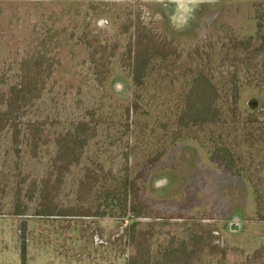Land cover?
Instances as JSON below:
<instances>
[{
	"label": "rangeland",
	"instance_id": "1",
	"mask_svg": "<svg viewBox=\"0 0 264 264\" xmlns=\"http://www.w3.org/2000/svg\"><path fill=\"white\" fill-rule=\"evenodd\" d=\"M252 1L195 0L197 6L189 13L184 5L193 0H0V95L6 100L11 88L19 86L23 64L38 85L23 104L21 117L15 121L9 117L3 123L12 125H0V231L9 232L10 238L14 235L16 264H22L23 243L25 264H126L134 251L128 229L134 212L118 201L112 203L111 195H100L91 181L90 193L77 197L76 192L87 171L89 179L100 174L98 184L103 186L110 182L105 180L108 172L118 177L121 170H129L132 177L146 161L153 166L137 196L140 215L134 234L143 238L150 257L168 245L176 246L190 230L202 228L211 230L213 237L198 264H264L261 96L241 91L239 102L254 115L246 133L238 131L245 126L240 117L234 120L231 133L235 136L234 167L259 191L260 217L239 205L235 188H218V178L214 180L211 171L196 177L190 149L154 160L152 146L156 137L163 141L170 134L163 125H170L175 92L186 81L179 67L189 63L185 61L188 53L200 47L199 70L217 77L231 57L239 55L234 45L252 30L248 18ZM137 31L157 45L175 37L180 43L171 42L176 53L165 60L157 58L152 73L134 94L130 65ZM254 65L264 72V63L255 61ZM252 99L257 101L254 109L249 107ZM101 106L106 113H118L114 121L99 119ZM79 121L90 122L94 132L70 165L62 167L55 143H63ZM146 123L156 137H145ZM222 128L230 130L231 123ZM203 129L193 132L201 142ZM97 149L105 158L102 165ZM167 166L173 173L167 174ZM225 177L229 176L225 173ZM45 181L56 185L50 193L52 207L35 214L36 192ZM31 184L36 185L34 191ZM96 203L110 211L113 204L116 210L99 216L90 208ZM42 204L41 200V208Z\"/></svg>",
	"mask_w": 264,
	"mask_h": 264
},
{
	"label": "trees",
	"instance_id": "2",
	"mask_svg": "<svg viewBox=\"0 0 264 264\" xmlns=\"http://www.w3.org/2000/svg\"><path fill=\"white\" fill-rule=\"evenodd\" d=\"M249 6L250 13L248 18L253 26L252 30L243 33V39L234 45L239 48V55L232 56L228 65L226 64V69L221 72L218 71L217 77L214 76L213 78L210 74L204 73L201 69L199 70L203 53L199 51L200 47L198 46L188 53L190 55L185 61H189V63L185 64L183 62L179 67L182 70V77L186 81L182 85V89L179 92H175L173 98L175 102L170 107L173 116L170 125L168 127L163 125L165 129H170V134H168L167 138L160 141L153 133L155 131L154 128H150L148 123L143 124V127L145 129V137L150 139L156 137V142L152 143L155 148V152H153L154 160H160L161 155L164 154L175 157L182 148L190 149L194 152V168L198 172H196V177H200V172L202 171H211L213 179L216 180L218 178L216 182L218 188H235L239 195V205L244 208L246 213L252 214L253 217H260L259 214L262 211L256 199L260 195L259 191L248 182L246 179L247 175L243 171H239L234 167L235 136H233V132L235 129L232 128V125H236L234 120L240 117L245 126L238 128V131L246 133L245 128L248 127L246 125L251 122L254 115V112H250L243 102H239L241 91L244 89L248 94L253 91L257 96H261L264 106V72L256 70L254 65L255 61L264 63V0H253ZM140 28L138 27V29ZM136 35L130 65L134 94H136V89L139 88V85L143 84L144 79L152 73L157 58L165 60L176 53L175 49L170 48L171 42L174 40L177 44L180 43L178 41L179 38L175 37L171 39L170 43L167 42L168 44L165 42L157 45L147 39L148 36L146 38L142 37L139 31H137ZM204 52L206 53L205 56L209 58L210 53L207 47L204 48ZM197 55H199V59ZM165 63L169 69L171 65L169 66V62L166 61ZM233 65L235 68H231ZM20 72L21 82H19V86L11 88L6 100L3 99L4 96L0 95V103H4V111L0 113V125H12L9 122L3 123L4 119H7V121L10 118L14 121L19 119L23 104H26L29 98L33 97V94L38 90V85L28 75L24 64L20 67ZM97 75L98 77L103 76L101 73ZM104 110L106 109L101 106L100 114H98L99 119L114 121L118 113H106ZM127 111H129V107ZM226 122L231 123L232 129L223 130L222 127ZM135 125L138 130L139 124L135 123ZM198 128L200 130L204 128L203 134L200 133L201 137H204L203 142L194 137L193 132L199 131ZM93 132L90 122L79 121L63 138V143H55V155L59 160L63 161L62 167L67 168L70 165L71 159L76 157L83 149L87 136ZM216 135L218 136L215 137ZM109 137L108 139H110ZM96 154L98 163L102 165L105 158L101 153V149H97ZM148 163L146 161L142 167L134 172L132 177L129 175V170L128 172L121 170L118 177L112 176V172H108L105 174L107 175L105 180L110 179V182L103 186L98 184L102 180V177L99 179L100 174L94 177L90 176V180L88 177L90 173L87 171L80 180L81 185L77 188V197H80L83 192L90 193L93 190L89 185L91 181L95 183L94 187L101 190L99 192L100 195L103 194L104 197L111 195L112 203L118 201L117 203L123 204L122 206H125V209L134 212L130 217L132 221L128 226L130 230L129 237L132 243L135 241V244L133 243L134 251L126 264H198L203 250L212 243L213 236L209 229L190 230L186 239L181 240L176 246L168 245L164 247L154 258L150 257L148 246L146 247L142 244L143 238L141 236L139 238L134 234L135 227L138 225L135 219L140 215L136 204L137 196L144 188L143 182L149 174V168L153 166L151 164L147 166ZM165 169L167 174L173 173L169 167ZM188 172L192 173L193 171L188 170ZM225 173L229 177L224 178ZM163 174L169 178V175ZM46 181L38 186L36 192L38 210H36L35 214H44L47 212V206H51L50 193L52 189H55L56 185L50 186ZM34 187H36L35 184L30 185L33 191ZM30 188L28 193L31 192ZM101 188L105 191L103 192ZM117 189H119L118 195L115 194ZM41 200L43 202L42 206L44 205L43 208H41ZM111 205L112 210L115 211L113 204ZM90 208L96 209L95 212L99 216L108 215V213L112 212L107 206L103 208L97 203L91 204ZM22 248V256L24 255L22 264H25L26 246L24 243Z\"/></svg>",
	"mask_w": 264,
	"mask_h": 264
},
{
	"label": "crops",
	"instance_id": "3",
	"mask_svg": "<svg viewBox=\"0 0 264 264\" xmlns=\"http://www.w3.org/2000/svg\"><path fill=\"white\" fill-rule=\"evenodd\" d=\"M14 242V235L12 236V238H10L9 232L0 231V264H16ZM10 248H12L11 255Z\"/></svg>",
	"mask_w": 264,
	"mask_h": 264
},
{
	"label": "clouds",
	"instance_id": "4",
	"mask_svg": "<svg viewBox=\"0 0 264 264\" xmlns=\"http://www.w3.org/2000/svg\"><path fill=\"white\" fill-rule=\"evenodd\" d=\"M196 3H195V0H193V2L192 3H190V4H186V5H184V7L186 8V10L189 12V13H191L192 12V10L194 9V8H196Z\"/></svg>",
	"mask_w": 264,
	"mask_h": 264
},
{
	"label": "water",
	"instance_id": "5",
	"mask_svg": "<svg viewBox=\"0 0 264 264\" xmlns=\"http://www.w3.org/2000/svg\"><path fill=\"white\" fill-rule=\"evenodd\" d=\"M249 107L251 109H254L255 107H257V101L255 99H252L250 102H249Z\"/></svg>",
	"mask_w": 264,
	"mask_h": 264
}]
</instances>
